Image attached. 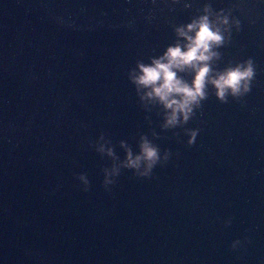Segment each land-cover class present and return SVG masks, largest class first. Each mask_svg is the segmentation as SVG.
I'll use <instances>...</instances> for the list:
<instances>
[{
	"label": "water",
	"instance_id": "obj_1",
	"mask_svg": "<svg viewBox=\"0 0 264 264\" xmlns=\"http://www.w3.org/2000/svg\"><path fill=\"white\" fill-rule=\"evenodd\" d=\"M203 15L226 37L214 67L251 58V91L220 104L209 86L164 129L128 71ZM141 135L169 161L106 192L96 149L122 161ZM0 264H264V0H0Z\"/></svg>",
	"mask_w": 264,
	"mask_h": 264
},
{
	"label": "clouds",
	"instance_id": "obj_2",
	"mask_svg": "<svg viewBox=\"0 0 264 264\" xmlns=\"http://www.w3.org/2000/svg\"><path fill=\"white\" fill-rule=\"evenodd\" d=\"M204 11L207 13L209 9L206 7ZM218 23L227 25L228 19L225 17ZM174 32L180 39L168 46L162 55L150 58L148 63L137 61L135 68L128 71L129 82L135 86L136 92L145 90L140 99L162 106L165 112L162 125L164 129L186 125L192 120L202 107V102L209 98V86L214 90L216 101L227 104L229 97L239 101L248 94L256 76V67L251 58L222 70L214 67V62L221 58V53L216 49L224 46L226 37L221 28L217 27V22L209 19V15L200 16L186 25L176 27ZM181 39L183 43L180 42ZM187 75L191 76L190 81L185 79ZM199 132V128L187 131L188 147L194 144ZM99 139L104 140L103 133ZM110 143L111 141H105L96 149L113 161L111 167L101 169V186L106 192L111 191L122 170L131 171L137 179H150L154 168L165 165L172 155L165 150L161 157L158 145L152 143L146 135H141L137 154L124 141L120 142V147L125 150L124 159L121 161L114 148L106 147ZM117 161L119 162L116 163ZM76 176L85 184L81 191L87 192L89 180L86 174ZM238 242L234 241L231 247L235 248Z\"/></svg>",
	"mask_w": 264,
	"mask_h": 264
}]
</instances>
